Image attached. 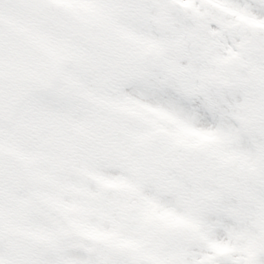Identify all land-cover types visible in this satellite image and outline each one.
<instances>
[{
	"label": "snow or ice",
	"instance_id": "obj_1",
	"mask_svg": "<svg viewBox=\"0 0 264 264\" xmlns=\"http://www.w3.org/2000/svg\"><path fill=\"white\" fill-rule=\"evenodd\" d=\"M0 264H264V0H0Z\"/></svg>",
	"mask_w": 264,
	"mask_h": 264
}]
</instances>
